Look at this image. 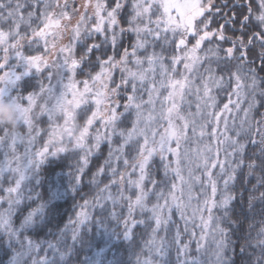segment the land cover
I'll use <instances>...</instances> for the list:
<instances>
[{"label": "snow or ice", "instance_id": "6c2138e0", "mask_svg": "<svg viewBox=\"0 0 264 264\" xmlns=\"http://www.w3.org/2000/svg\"><path fill=\"white\" fill-rule=\"evenodd\" d=\"M44 68L51 70L39 91L22 85ZM0 101L27 129L21 136L0 125L7 264H99L74 259L92 246L93 226L130 243L145 229L147 254L135 264H171L173 247L175 264H205L199 254L209 234L211 264H264V0H0ZM45 114L51 131L33 151ZM190 133L207 143L198 150L200 175L189 167L186 180ZM102 144L107 156L81 194ZM69 152L78 155L71 187L80 202L63 228L41 238L47 203L24 208L43 200L41 165ZM61 195L57 188L54 198Z\"/></svg>", "mask_w": 264, "mask_h": 264}, {"label": "trees", "instance_id": "16d2710c", "mask_svg": "<svg viewBox=\"0 0 264 264\" xmlns=\"http://www.w3.org/2000/svg\"><path fill=\"white\" fill-rule=\"evenodd\" d=\"M24 29L22 28V31ZM62 43H67V36L63 37L61 41ZM26 51V54H29ZM35 54V53H32ZM22 69H18V71H21ZM51 69L44 68L41 72L37 73L35 70L32 71V73L25 77L24 80L21 82L22 85L27 84L30 86L29 91H39V85L41 82L44 84L48 83L47 75L48 72ZM67 73H65V83H67ZM77 79H83L84 77L82 75H77ZM52 84L56 85L57 81L56 79L52 80ZM57 87H59L57 85ZM26 94V93H25ZM218 104L222 106L223 103L226 102V99L224 98L223 92L216 93ZM147 97H145L146 99ZM189 99L192 102V112H195V97H189ZM236 97L233 96V100H235ZM26 103V101H25ZM39 103H43V101H39ZM242 107H246V104L241 101ZM219 110V109H217ZM36 111H39V108L36 109ZM185 111H187V108H185ZM235 111V110H234ZM243 113H239V117H242ZM238 117V118H239ZM82 117L80 118L82 122ZM58 123H62V119L57 121ZM201 121L199 118H197V123L199 124ZM37 126L42 129V131L39 133V135L36 137L35 143L32 145L33 151L40 150L45 141L48 139V133L51 131V129L48 126V118L47 115H43L40 117L38 121H36ZM22 131L26 133L27 129L26 127L22 126ZM189 142L184 145V148L188 150L190 158V162L183 165V175L185 179H188V171L187 169L189 167L193 168L195 175H200L199 171H195L197 161L193 160L192 158L197 157L198 150L202 149L203 145L207 143V140H197L196 137L191 136ZM27 139H25L24 144H21L18 147V152L20 154H23L24 147L26 146ZM108 146L107 144L101 145V154L99 156H94L92 158L91 164L89 165V168L87 169L89 175L84 177V182L81 184V194H87L90 191V185L88 184V180L90 179L91 172L96 170V167L103 161V159L107 156ZM3 157L0 155V160H2ZM78 159L77 154H73L71 152L69 153H62L58 157H49L48 160H46L38 169L39 175L38 180L40 181V187L37 189V191H40L43 200H34L27 204L24 208L25 212L31 208L37 207L41 202H46L47 207L45 209V216L43 217L44 221H49L47 226L42 228L39 232V236L41 238H52V237H46L45 233L52 229L53 232L57 231L59 228H63L65 224L68 223V220L70 217H73V207L74 204L80 202V196L77 195L72 190V182H73V176L71 175L72 172H74L75 163ZM101 180L103 183H107L106 177H101ZM177 183H179L177 181ZM7 186V185H5ZM102 186V184H101ZM59 188L60 191L63 193V195L59 197L54 198L55 190ZM201 192V188L198 183L193 185V197L197 196ZM152 202H154V198H152ZM197 201L193 199L192 206H196ZM6 207V205H5ZM189 212H191V209H189ZM259 220V217L256 218ZM18 223V220H17ZM181 223V227L182 222ZM197 223H199V219L197 218ZM110 227H116L115 223H111ZM259 227V225H257ZM136 235L134 237V241L130 243L127 240H124L123 238H117L116 236H113L112 239L109 241L108 237L105 235L103 228L97 232V229L95 226H93L92 232L88 235V239L91 241V247H88L86 249H82L78 251V254L74 257L75 260L83 259L84 256L90 257L94 261H99V264H116V262H119V264H135L136 255L140 254L142 257L143 255H146V250L142 252V249L144 248V242L149 238L148 234L146 233L145 229L143 228H137ZM197 239H199V232L200 230L197 228ZM70 235V233H69ZM160 235H163V233H160ZM171 233H169V240H171ZM253 236H255V231H253ZM190 240V236L185 235L183 236V241L188 242ZM70 242V241H69ZM205 243V248L203 251L199 254L201 256V259L205 261V264H211L212 261V253L214 251V245L212 243L211 235L209 234L207 241ZM191 248V254L197 255L196 253V244L195 241H193L190 244ZM100 249H103V253H100L97 255V253L100 252ZM175 247L172 248V250L169 253V260L171 261V264H175ZM10 252L6 255L4 251H0V264H7V261L10 256Z\"/></svg>", "mask_w": 264, "mask_h": 264}, {"label": "clouds", "instance_id": "9594fccd", "mask_svg": "<svg viewBox=\"0 0 264 264\" xmlns=\"http://www.w3.org/2000/svg\"><path fill=\"white\" fill-rule=\"evenodd\" d=\"M0 125L10 126L17 134L23 136L21 125L17 122L15 107L7 101H0Z\"/></svg>", "mask_w": 264, "mask_h": 264}, {"label": "rangeland", "instance_id": "374dc122", "mask_svg": "<svg viewBox=\"0 0 264 264\" xmlns=\"http://www.w3.org/2000/svg\"><path fill=\"white\" fill-rule=\"evenodd\" d=\"M33 70H34V69H33ZM17 71H18V69H17ZM190 153H191V152H190ZM190 153H189V154H190ZM198 155H199V153H198ZM198 155H197V157L192 158V159L198 162ZM190 158H191V157L189 156V159H190Z\"/></svg>", "mask_w": 264, "mask_h": 264}]
</instances>
